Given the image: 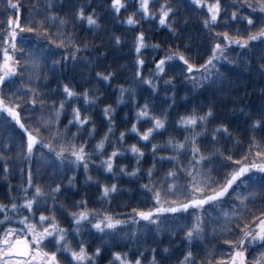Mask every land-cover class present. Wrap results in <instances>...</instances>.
<instances>
[{
	"label": "snow or ice",
	"instance_id": "6c2138e0",
	"mask_svg": "<svg viewBox=\"0 0 264 264\" xmlns=\"http://www.w3.org/2000/svg\"><path fill=\"white\" fill-rule=\"evenodd\" d=\"M107 2L109 13L114 17L122 16L121 23L135 32L132 80L140 88L139 99L136 87L120 84L116 100L102 103L106 98L98 88L82 87L77 91L70 83L60 85L62 99H51L46 69L59 72L69 60L75 62L82 57V50L92 47L88 41L74 35L70 30L72 23H84L90 31H95L101 28L102 17L91 3H80L69 18L54 10L52 0H45L39 12L24 9L27 16L21 23L23 5L20 0H4L5 14L0 22V113H6L5 120L10 117L19 126L22 139L18 144L0 143V163L7 176L14 160L22 158L27 173L18 185H9L8 202H0V264H98L104 260L105 250L109 253L105 264H146L138 249L131 255L128 251L105 249L100 244L90 250L81 238L83 230H94L104 238L117 235L135 238L142 229L159 231L170 219L167 214L176 213L183 222L177 221L172 226L180 225L187 244L202 239L209 231L213 238H223L219 253L215 246L202 249L203 255L197 259L189 247L176 264H264V134L259 139L255 135L256 132L264 133V110L258 118L250 119L248 147L242 154L235 155L226 145L221 147L217 137L219 133L225 141L235 142L229 125L217 123L211 130L207 127L213 119L212 106L193 107L170 121L166 110L152 106L143 96L145 88L150 95L159 92L161 82L165 88L174 87V77L168 75V70L175 66L170 63L174 60L182 62L179 66L192 89L223 82L226 77L220 65L229 60L226 53L231 46L250 49L254 48L255 41L264 44V0H226L224 3L222 0H182L197 10L206 9L201 23L208 30L211 43L207 55L199 62H193L190 51L177 42L184 27L177 19L181 0ZM36 7L40 8V5ZM142 21L167 30L175 41H152L142 27ZM238 24L243 25V30ZM25 32L33 35L28 37ZM111 39L115 45L121 44L120 35L113 34ZM158 50H162V54ZM147 51L152 52V68L145 74L143 52ZM257 70L264 75V49ZM95 76L101 85L111 87L115 73L98 70ZM126 93L134 106V115L123 121V129L117 130V106ZM174 103L171 99L169 107ZM97 105H101L99 111L106 125L99 138H96V124L89 114ZM69 108L70 114L66 112ZM28 109L32 114L39 113L37 120L30 122L31 128L21 118L22 112L29 114ZM62 115L67 116V124L63 127L60 123ZM170 123L179 126L182 138L169 135L163 144L152 142L156 136L168 131ZM69 125L76 131H71ZM42 128L46 137L41 133ZM131 134L138 142L125 143ZM89 138L94 140L91 150ZM205 140L211 147L203 146ZM142 142H148L153 162L146 170L147 182L142 187L149 189L154 206L134 208L131 215L120 216L102 208L89 207L87 197L74 200L67 209L59 202L58 196L71 191L77 169L83 168L85 180L93 179L88 173L90 164L98 163L102 174L114 176L117 170L125 172L126 166L117 164V158H124L131 152L140 161L144 157V148L139 146ZM37 146L48 150L39 154L41 158H51L62 172L70 173L66 180L69 187L58 182L63 181V175L53 176L52 183L33 181L31 164ZM217 161L218 167H213ZM157 162L173 166L163 172L158 183H153ZM138 172L140 169L133 167L127 174ZM98 186L105 200L117 191L114 180ZM58 212L66 215L70 227L60 224ZM212 212L216 213L215 218ZM126 228L130 231H125ZM70 236L75 238V244ZM224 245L231 247L225 251ZM257 245L260 250L250 251ZM150 251L152 256L147 264H162L156 258V249ZM164 253L170 255L167 247L162 250Z\"/></svg>",
	"mask_w": 264,
	"mask_h": 264
},
{
	"label": "trees",
	"instance_id": "16d2710c",
	"mask_svg": "<svg viewBox=\"0 0 264 264\" xmlns=\"http://www.w3.org/2000/svg\"><path fill=\"white\" fill-rule=\"evenodd\" d=\"M23 8L21 10V23L26 20L27 12L24 9H33L34 12H39L43 8L45 0H20ZM55 5L54 10L60 12L61 15L71 17L73 10L80 3H91L92 7L101 15V28L99 30L90 31L84 23L73 22L70 28L74 35L80 39L85 40L92 45L89 50H82L83 56L78 57L75 62L69 60L66 65L61 67L59 72H48L49 82L47 84L48 95L51 99L59 100L63 97L60 95L62 83H70L77 91L82 87L98 88L101 93L104 94L105 100L103 102L113 103L118 96V85L125 84V86L136 87L132 80L135 68L134 64V52L132 47V41L135 36L133 28L121 23L123 17H114L108 11L107 0H52ZM226 0H222V3ZM40 5V8L36 6ZM179 16L177 19L184 25L180 30L179 42L186 51H190L193 62H199L202 56L207 55L208 46L211 43L209 32L202 26L201 19L205 14L206 9L197 10L194 5L184 4L181 0L178 3ZM5 14L4 0H0V22H2ZM142 27L146 31V34L151 37L152 41H160L161 43H173L175 38L170 36L168 31L157 27L152 23H144ZM238 27L243 30V25L238 24ZM121 36V44L115 45L111 39L112 35ZM24 35L31 37L33 34L25 32ZM254 48L240 49L235 45L231 46L226 53L229 60L222 61L220 70L225 73V80L223 82H217L212 85L206 84L202 89H192L191 83L184 79L183 69L179 66L182 62L171 61L173 68L168 70V75L174 77V87L165 88L163 82H161L160 91L149 94L145 88L143 96L147 97L152 106L157 109H164L168 112L169 120L173 121L178 114H183L187 110L196 108H204L207 106L213 107V119H211L207 125L211 130L217 123H227L229 125L230 132L236 137V141H225L220 134H217L218 139L221 140V147L225 145L231 149L235 155L242 154L248 147V135L249 124L251 118H258L261 111L264 110V75H261L257 70L258 62L261 56V51L264 49V44L261 41L253 42ZM100 49L101 51H97ZM143 51V50H142ZM162 54V50H158ZM59 55V50L56 51ZM146 60L144 66V73L147 74L148 70L152 68L150 63L152 58V52H143ZM85 57L87 59H85ZM158 58V57H157ZM229 61H235V63H229ZM250 61V64H248ZM112 70L115 73L114 78L111 81V87H105L101 85L96 79L95 73L99 71ZM136 95L139 99L141 91L139 87H136ZM171 99H174L175 103L169 107ZM143 102L142 100L140 101ZM93 108L89 113L96 124V138L105 130V123L101 119V113L99 107ZM22 107H26L22 105ZM70 108L66 109V112L70 114ZM83 111V106H82ZM28 115L24 112L21 113V118L31 128L34 122L37 120L39 113L32 114L31 109H28ZM6 113H0V143L18 144L22 137V130L15 124L10 117L5 120ZM134 115V106L128 99L127 93L124 100L117 106V112L115 116L117 130H121L125 127L123 121L125 119L130 120ZM61 127L67 124V116H61ZM148 126L147 124L144 125ZM177 125L170 123L168 131L163 135L156 136V139L152 142L157 144H163L164 140L169 136H176L182 138V133L178 130ZM71 131H76L69 125ZM81 131H84L81 129ZM41 133L45 135L44 129H41ZM264 134L256 132L257 139ZM87 137V132H84ZM138 142L134 134L126 137L125 143ZM94 143L92 138H89V150ZM139 146L144 148V157L140 161L135 159V155L131 152L127 153L124 158H117V164H123L126 166L125 172L116 171L113 176L112 173H103L98 170L99 164H90L88 173L93 177L92 180H85V174L83 168L76 170V177L70 192H64L63 195L58 196L57 199L65 208H70L74 200H79L82 197H87L89 207L102 208L104 210L119 214L120 216H129L132 214L131 210L134 208H148L154 206V201L149 194V189L142 187V184L146 183V170L152 166V160L150 159V148L148 142H142ZM205 148L211 147V144L207 140L203 142ZM47 149H41L39 146L34 150L35 154L32 157V170L33 181L39 180L41 183H52V177H60L63 175V181L65 187H69L66 184L67 176L70 173L62 172L60 168H57L51 158H41L40 153H47ZM184 158L181 157V160ZM223 159V158H221ZM93 160L96 157L93 156ZM227 162V161H226ZM219 161L213 167H218ZM173 165L169 163L157 162L154 169L153 183H158V178L163 176V172L171 168ZM133 167L140 169L135 175H128ZM27 165L23 162V159L14 160L9 169V174L5 176L2 170V163H0V202H8L9 185H18L21 182L22 176L26 178ZM216 173L213 172V175ZM111 178V179H110ZM117 184V191L110 194V198L105 200L101 196L99 189V183H111ZM15 187L12 188L13 194H15ZM63 191V189H62ZM207 207V205L205 206ZM211 211V210H210ZM23 214V213H22ZM170 219L166 225L162 226L159 231L153 229H142L137 232L136 237L131 235L125 237L123 235H117L115 237L104 238L99 233H94V230L84 229L82 239L89 246L92 247L100 244L105 249L112 248L114 250L128 251L129 255L137 249L143 253V259L146 264L150 261L152 252L151 248H155L156 258L161 261L162 264H176V261L182 257L184 251L189 247L194 255L199 259L203 255L202 249H212L214 246L217 253L221 251L219 245L223 243V238H213L212 233L209 231L200 240H193L191 244L186 243L180 225L173 227L177 221L183 222V218L179 213L167 214ZM216 213L212 212V217L215 218ZM175 217V220L172 219ZM57 219L63 226H68L69 221L66 215L57 213ZM207 220L208 217L206 216ZM213 222L215 220L213 219ZM142 224L145 222H141ZM125 231H130L125 229ZM51 239V238H49ZM73 244H75V238L70 236ZM118 246V247H117ZM51 247V245H49ZM167 247L169 253L162 254V250ZM229 245H224L226 251ZM253 250H260L257 245ZM104 260L98 261V264H105V260L108 259L109 253L105 250L103 253Z\"/></svg>",
	"mask_w": 264,
	"mask_h": 264
},
{
	"label": "rangeland",
	"instance_id": "374dc122",
	"mask_svg": "<svg viewBox=\"0 0 264 264\" xmlns=\"http://www.w3.org/2000/svg\"><path fill=\"white\" fill-rule=\"evenodd\" d=\"M222 63V62H221Z\"/></svg>",
	"mask_w": 264,
	"mask_h": 264
}]
</instances>
